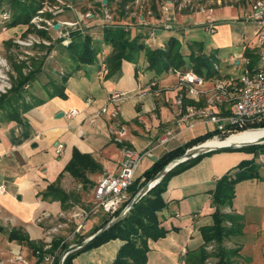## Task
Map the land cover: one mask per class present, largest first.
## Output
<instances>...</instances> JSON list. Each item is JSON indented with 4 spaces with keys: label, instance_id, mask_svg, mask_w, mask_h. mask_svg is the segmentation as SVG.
<instances>
[{
    "label": "crops",
    "instance_id": "0c3cea01",
    "mask_svg": "<svg viewBox=\"0 0 264 264\" xmlns=\"http://www.w3.org/2000/svg\"><path fill=\"white\" fill-rule=\"evenodd\" d=\"M150 1H152L151 7L153 8L158 7L160 2ZM169 1L177 8L185 0ZM218 1L219 3L201 0L206 6L213 5L211 17L216 27L215 32L210 35L212 47L209 53L213 54L220 63L226 61L224 65H227L230 63L228 60L233 56L230 54L227 59H222L221 53L231 49L234 43L233 22L247 23L248 28L252 30L254 40H256V28L251 21L246 19L251 7L249 0ZM176 12L181 13L179 10ZM126 13H128L127 10L125 15ZM205 17L207 15L200 12L182 13L181 16L179 15V20L181 24H187L190 27L192 30L190 35L185 37L181 32L169 33L160 30L157 32L156 40L150 42V48H161L160 45L165 44L169 37L173 35L178 38L181 34L179 38L182 41L197 42L199 49H202L203 41L196 39L194 33L199 31L196 28L200 30L203 28L194 26L193 23L202 24ZM26 29L27 26L18 25L4 32L0 31V56H5L10 53V50L19 48L14 44V40L21 35L24 36ZM256 47H252L251 42L244 44L242 52L237 57H244L246 51L256 57ZM107 48L109 54L110 48ZM45 60H41L42 65L38 66L40 73L37 80L26 85L28 89L26 90V101L28 103L36 101L38 105L21 112L20 122L0 123V185L6 188L5 193L0 194V264H33L35 261L26 244L10 240L8 231H18L32 243L42 242L45 248L54 238L63 239L61 236L49 235V230L59 222L66 223V218L60 217L59 214L64 213L65 217H68L67 213L72 206L63 210L59 201L47 197L46 189L49 185H56L66 194H72L74 197V192L78 188L83 192L93 193L97 181L103 174L119 172L121 145L116 144L111 135V131L117 128V123L127 130L123 144L131 149L147 153L143 159L147 157L149 163L139 176L165 154L184 147L191 140L209 133L207 126L198 124L191 130L182 132L167 144H159L164 130L171 129L175 133L179 130L173 124L172 107L181 90L177 88L175 78L169 73L158 79L151 76L144 85L137 81V83L126 81L124 86L119 87L121 80L127 79V76L118 74L123 68L131 76L130 67H135L133 75L138 80L137 63L129 65L124 62L115 73L108 76L106 68L101 69L102 65H105V61L101 60L96 67L84 65L68 76L64 85L65 97L61 98L51 95L55 92V88H52L50 84L51 80L55 81V84L60 80V77L57 78L55 75L59 68L51 69V73H55L52 76L55 77L39 78L49 69L47 66L50 63ZM255 60L257 61V57ZM143 66L146 67L144 59ZM230 75L225 74L222 77L219 75L215 78L222 79ZM151 81L156 82L161 92L160 95L155 97L151 93H146L142 99H138L136 94L143 92ZM126 85L128 87H125ZM116 92L128 94L127 98L120 103V108L122 104L124 106L118 121L112 120L107 113L90 123L93 114L106 106L110 95ZM88 97L93 100L90 106L85 105ZM72 109L77 111V115L67 121L65 115ZM56 144L64 147L60 155L55 152ZM75 150L80 154L89 155L99 166L98 171L86 173V178L91 183L89 185L83 186L64 171ZM206 154L209 156L211 153ZM204 157L192 167L167 181L166 191L163 194L166 205L158 213L160 226L167 231V234L156 241H148L149 251L146 264H187L190 254L202 246L200 229L211 226L213 223L212 214L215 207L212 204V193L216 182L222 177L216 174L219 168L214 166L213 162V166L210 164L211 167L202 166ZM243 161H249V159ZM253 161L257 177L242 181L235 186L232 205L226 207L229 213L224 212L242 218L244 225L242 235L226 243L230 244L227 248H240V257L245 264L255 262L254 252L260 256L264 264V228H262L264 226V200H257L255 203L247 202L246 207H241L237 203L240 189L255 186L261 189L257 192L258 197L264 189V153L258 154L257 160ZM238 165H234L233 169L229 167L230 169L224 171V174L235 172ZM106 216L100 213L87 221L83 232L84 240ZM59 233L64 234V231L61 230ZM248 241L252 242L254 252L247 246ZM122 245L123 242L120 240L110 241L99 248L78 254L71 264H112ZM183 249L186 252L184 255L181 254Z\"/></svg>",
    "mask_w": 264,
    "mask_h": 264
},
{
    "label": "trees",
    "instance_id": "16d2710c",
    "mask_svg": "<svg viewBox=\"0 0 264 264\" xmlns=\"http://www.w3.org/2000/svg\"><path fill=\"white\" fill-rule=\"evenodd\" d=\"M40 2V0H0V7L5 4L12 12V19L7 27L12 28L18 25H24L27 26L24 35L33 33L34 29L31 28L29 22L40 9ZM46 16L49 17L50 15ZM36 33L43 38L49 39L45 32L36 31ZM57 43L59 46L60 40ZM101 43L110 48V53L105 60V68L108 76L115 73L122 63H137L139 58L143 57L146 62V70L151 72L154 79L164 76L172 69L193 70L205 79L219 77L218 72L213 66L214 62H218V60L213 54L205 55L202 49H200V54L195 55L189 47H182L181 41L176 36L172 35L169 37L163 48L151 49L143 43L142 37L138 36V34L131 37L129 33L121 30L102 28L100 34L95 38H92L90 33H74L70 37V42L66 46L60 47L59 59L62 63L67 62L68 64L64 67L66 72L60 76V80L56 84L55 81H50L51 87L55 88V92L51 94L52 96L65 97L64 85L68 76L79 70L82 66L92 65L96 62L98 53L101 50ZM195 44L197 43L195 42ZM54 48H47L46 55L48 56V53ZM244 57L250 59L251 67L255 65L256 57L251 52L246 51ZM39 65L41 66L42 62L39 64L32 62L31 70L26 75L22 73V69L25 67L23 63L13 65V71L17 78L13 81L11 90L0 96V123L10 121L20 122L21 112L23 113L38 105L36 101L26 102L25 98L27 94L23 87L37 80L38 74L40 73ZM214 135V133H207L191 140L184 147L178 148L161 157L151 168L146 170L141 176L135 178L129 187V200L125 205L129 203L141 187L153 179L164 167L181 157L187 149L202 144ZM253 148L255 147H242L240 149L251 150ZM206 155H199L173 168L135 204L120 223L100 237L89 242L83 248L68 254L63 264H71L72 260L78 254L99 248L114 240L122 241L123 245L118 250L112 264H146L147 253L149 251L148 241H156L164 238L167 234V231L160 226L158 219V213L166 205L163 194L166 191L167 181L171 177L192 167ZM255 168L256 166L253 160L242 161L239 163L235 172L225 174L216 182L215 189L212 193V204L215 207L212 214L213 223L211 226L200 229L203 244L189 256L187 264H205V261L210 257L216 258L217 261L215 264H243L239 255V247L227 248L224 246V242L232 241V239H236L242 235L244 226L242 218L235 214L224 213L221 211V208L231 207L235 197V186L238 183L257 177ZM98 170L99 166L89 155L80 154L76 150L73 151L70 161L64 168L65 172L69 173L83 186L91 184L86 178V173L96 172ZM46 196L59 201L63 210H67L75 204L73 195L66 194L56 185H49L47 187ZM119 213H116L115 216ZM111 219L112 217L107 215L88 237L96 233ZM8 236L10 240L17 241L19 244H26L35 259L33 264H42L47 258H50V264H59L63 253L68 249V245H65L61 238H54L49 248H45V244L42 242L32 243L18 231H8ZM83 240L84 238L78 240L76 243H81ZM209 245L214 248L211 253L206 252V247Z\"/></svg>",
    "mask_w": 264,
    "mask_h": 264
},
{
    "label": "built area",
    "instance_id": "2783aa9c",
    "mask_svg": "<svg viewBox=\"0 0 264 264\" xmlns=\"http://www.w3.org/2000/svg\"><path fill=\"white\" fill-rule=\"evenodd\" d=\"M164 5L162 6L163 13L162 26L158 31L174 33L176 32L173 22L175 21V6L169 0H158ZM214 1V0H205ZM219 3L218 0H215ZM251 7L246 19L251 21L255 28L256 38V57L259 65L250 66V59L241 56L230 57L228 60L233 64V69L241 68L243 63V72L239 77H225L216 79L215 77L205 79L203 76L195 73L193 70L172 69L169 75H172L176 80L177 88L181 90L174 100L172 107L173 124L179 129L174 132L171 129L164 130L159 139L160 145H165L169 141L175 139L186 130H191L198 124L207 126L209 133L215 135L210 139H228L232 136L239 135L250 131L264 130V0H249ZM58 4L53 6L51 11L53 15L63 12V7L71 8V4L65 0H56ZM138 4V1H136ZM196 3V7L200 8V13L206 14L207 17L203 22V30L206 33L213 34L215 32V21L212 19V8H205L201 0H185L177 6V10L187 5ZM194 8V7H193ZM161 10V11H162ZM43 10L38 11L37 15L31 19L30 24L38 31H44L52 39L50 32H54L60 40V44L66 46L70 42V30L76 27V22L69 21H53L45 20L41 17ZM147 15H151L148 11ZM12 16L10 11L2 9L0 11V28L1 31L8 29L7 24L11 22ZM112 17L107 12L104 14L102 27L120 28L112 23ZM59 24V29H54L55 24ZM111 23V24H108ZM149 21L144 17H140V26L146 31V35L151 40L156 38L157 26L149 28ZM62 29L64 32H62ZM128 30L129 28L126 27ZM186 34V31L183 32ZM38 36V37H37ZM40 37V38H39ZM14 44L19 48H32L39 45L51 46V42L39 35L28 34L16 38ZM224 63H227L224 61ZM102 70L105 65H102ZM214 69L219 72V67ZM9 65L6 59L0 56V96L11 90V84L8 78ZM27 88V86H25ZM143 92L136 94L138 99H142L146 93H151L158 97L160 90L157 88L155 81H151ZM125 92L112 93L108 99V104L102 107L98 112L94 113L90 119V123L105 114H109L115 122L121 117L120 103L127 98ZM92 98L88 97L85 100V105L90 106ZM77 115L75 109L69 110L65 119L70 121ZM127 134V130L123 125L117 123V128L111 131L112 139L116 144L121 145L120 148V163L119 172L117 174H103L97 181L93 189V197L89 207L72 205L68 212V217L75 224L72 234H77L86 229L87 221L92 215L104 213L108 216H113L125 208L126 202L129 200V187L136 178V171L144 156L147 153L129 148L123 144V140ZM208 141V140H207ZM204 144V143H203ZM201 145V144H199ZM63 145L56 144L55 152L60 155L63 152ZM262 161V160H261ZM6 188L0 185V194H4ZM64 218V213L59 214ZM114 218V217H112ZM67 227L66 223H58L49 230V235L57 234L59 231ZM46 248H49L46 247ZM181 253L186 252L183 249ZM46 260H50L47 258Z\"/></svg>",
    "mask_w": 264,
    "mask_h": 264
},
{
    "label": "rangeland",
    "instance_id": "374dc122",
    "mask_svg": "<svg viewBox=\"0 0 264 264\" xmlns=\"http://www.w3.org/2000/svg\"><path fill=\"white\" fill-rule=\"evenodd\" d=\"M40 4L41 7L38 11L43 10V14L41 15V17L45 20H53V21H69V22H76L77 25L75 28L68 29L70 30V35L69 37H71L74 33H79V34H85V33H90L92 35V38H95L97 35L100 34V32L102 31V23H104L103 18H104V14L105 12L108 13V15H110L112 17V23L115 26H121L120 28H115V27H109V29H116V30H121L123 32H127L129 33V35L131 37H134L135 34L140 37H142L143 39V43H145L148 47L149 44H151L150 42L153 41L151 40L148 35H146V31L142 29L143 26H140V16L143 15L142 17L145 18V20H147V22L149 21V28L153 27V26H157V32L158 29L161 28L162 26V18L164 17V11L162 10V6L164 5L163 3L159 2L158 7H151V2L150 0H106V3H103V0H65L67 3L71 4V8H64L63 7V12L61 14H57V15H53V13L51 12L53 10V6L58 4L56 2V0H40ZM136 1H138V4L136 3ZM214 2H216L214 0ZM150 5V6H149ZM146 6V7H145ZM175 6V5H174ZM194 7V8H193ZM213 5H207L205 6V8H212ZM177 10L176 7H174ZM2 9L8 10L10 11L9 7L5 4H3L0 7V11ZM160 9V11H159ZM200 8L196 7V3L191 4L190 6L187 5L186 7L182 8V10H180L179 12H181L180 14L178 12L175 11V21L173 22V26L176 29V32H181L183 35L189 36L191 33V29L187 24H181L180 20H179V15L181 16L182 13L189 11L191 13H197L199 12ZM126 10L128 11V13L125 12ZM162 10V11H161ZM37 11V13H38ZM150 11L151 15H147V12ZM67 12V13H64ZM36 13V15H37ZM249 13V12H248ZM12 15V12L10 11V16ZM35 15V16H36ZM46 15H50L49 17H47ZM248 15V14H247ZM246 15V16H247ZM34 16V17H35ZM158 16V17H155ZM184 16V15H183ZM33 17V18H34ZM62 17V18H60ZM32 18V19H33ZM206 18V17H205ZM31 21V20H30ZM86 22V24H85ZM89 22V23H88ZM30 24V22H29ZM58 24V23H56ZM106 24V23H104ZM111 24V23H108ZM8 25V24H7ZM112 25V24H111ZM194 26L197 27H201L204 28L203 23L199 24V23H193ZM233 31H234V43L231 47V49L229 50H225L223 53H221V58L223 59H227V57L232 54V56L237 57V55L239 53L242 52V47L244 46V44H247L249 42H251V46L252 47H256V40H254V38L252 37V30H250L248 28L247 23L244 22H233ZM240 25V26H238ZM31 28L34 29L33 33H27L24 36L28 35V34H34L35 36L38 35L36 33V30L34 28L33 25H31ZM129 28L128 30L126 29ZM107 29V28H104ZM196 29H199V31H196ZM195 29V33H194V37L196 39H201L202 42V52L205 55L210 54L209 51L211 50L212 44H211V40H210V35L209 33H206L203 29L200 30V28H196ZM1 31V28H0ZM186 31V34H184L183 32ZM4 32V31H2ZM40 32H44V31H40ZM62 32L63 29H62ZM157 32H156V37H157ZM50 34L52 35L53 39L48 35L50 42L52 43L51 46H44V45H39L36 47H32V48H18V49H12L10 50V53L7 55H1L2 57H4L9 65V72H8V78L11 84V87L13 86V81L16 80L17 76L13 71V65L14 64H22L25 65V67L22 69V73L23 74H27L28 71L31 69L32 67V62L35 64H39L41 62V60H45L48 61L50 64L47 66L49 67V69L46 71L50 74H45L43 73L42 76H40V79H46L49 77H55L52 76V74H55L54 72L51 73V69L52 68H59L56 72V77L59 78L60 76H62V74H64L65 71V65H67V62H61L59 59V55H60V47H62L63 45L59 44L58 46V40L56 38L57 35L54 34V32H50ZM40 36V35H39ZM181 36V34L178 36V38ZM22 37V35H21ZM38 37V36H37ZM100 38V36H98ZM19 38V37H17ZM40 38V37H39ZM47 39V38H45ZM48 39V40H49ZM156 40V38L154 39ZM179 41H181L182 47H189V49H191L195 55L200 54V49L198 44H195V42H189V41H182L179 38ZM197 43V42H196ZM165 44L160 45L162 46L161 48L164 47ZM41 47V48H40ZM55 47L54 49H56V51H54V49L48 53L49 55L47 56V48H52ZM184 47V48H185ZM46 49V50H45ZM100 52L98 53V59L96 62H94L92 64L93 67H96L99 63V61L101 60H106L108 57V48L107 46H105L104 44L101 43L100 45ZM152 49V48H151ZM45 51V54H44ZM142 58V59H141ZM140 58V61L137 62V74H138V80L135 79V67H130V71L132 72V75H128L125 72V69H121L120 72L118 74H123V76H127V79L121 80V86H124L126 81L129 82H140V83H144L151 78L152 74L150 71L146 70V67L143 66V57ZM129 65H131L132 63L126 62ZM135 64V63H134ZM259 65L258 60L255 62L254 66ZM214 67L218 66L219 67V71L218 74L222 77L225 74H231L230 76L233 77H239L242 72H243V63L241 61V68H239L238 70H234L233 69V64L229 63L227 65H224V63H220L218 62H214ZM130 72V74H131ZM49 76V77H48ZM117 76V75H116ZM137 81V82H136ZM125 87H128V85H126ZM25 93L27 94L26 90L28 91L27 88H25V86L23 87ZM4 95V94H2ZM26 100V98H25ZM27 102V101H26ZM129 102V101H128ZM122 107L124 106L123 104L121 105ZM122 107L120 108V111L122 110ZM123 111V110H122ZM122 114V112H121ZM210 140V139H208ZM207 141V140H206ZM205 141V142H206ZM203 142V143H205ZM202 143V144H203ZM252 150V151H251ZM251 150H239V149H231V150H215V151H211L208 155H206L205 160L202 163V166L207 167L210 166V164L212 165V162L214 163V166L218 167L219 169H217L216 174L218 175H225L224 171H226L227 169L229 170L230 168H232L234 165L237 166L240 162H242L243 160H257V156L260 153H264V145H259L256 146L255 148L251 149ZM209 153V152H208ZM211 160V161H210ZM149 163V159H143L140 163V165L137 168L136 171V176H139L142 171L144 170L145 166ZM213 166V165H212ZM234 166V167H235ZM211 167V166H210ZM230 167V168H229ZM233 169V168H232ZM221 173V174H220ZM78 190V191H77ZM74 192V203L79 205V206H83V207H89L90 202L92 200L93 197V193L90 192H83L81 189H77ZM261 189H257L255 186L252 187H244L243 189H240L238 191V199H237V203L241 205V207H246L247 202L248 203H255L257 202V200H264V189H262L261 192V196L258 197L257 192H260ZM76 195V198H75ZM248 200V201H247ZM222 212H228L226 210V207L221 208ZM120 212V211H119ZM118 212V213H119ZM68 215V213H67ZM96 215H92L89 217L92 218ZM115 216V215H113ZM111 216V217H113ZM66 218V223H67V227H65L64 229H62V231H64V234H54L53 236H61L64 239V243L65 245H68V247L74 245L73 243H76L78 240L83 239V237L85 236V234H83L84 231L77 233V234H72L74 231V222L72 220L69 219V217H64ZM262 228H264V226H262ZM80 234H83L82 236ZM70 235V237H69ZM250 238V237H249ZM246 243V242H245ZM247 246L250 247L253 252H254V247H252V242H247ZM229 243L224 242V246H230ZM214 248L213 246L209 245L206 247V252H213ZM182 254V253H181ZM197 254V253H196ZM191 255V254H190ZM239 255L241 256V253L239 252ZM254 260L255 262H253V264H263V262L260 260V256L256 255V253L254 252L253 254ZM216 258L214 257H210L205 261V264H215L216 262ZM42 264H50V260H45ZM244 264V262H243Z\"/></svg>",
    "mask_w": 264,
    "mask_h": 264
},
{
    "label": "water",
    "instance_id": "95a60500",
    "mask_svg": "<svg viewBox=\"0 0 264 264\" xmlns=\"http://www.w3.org/2000/svg\"><path fill=\"white\" fill-rule=\"evenodd\" d=\"M106 0H103V3H105ZM60 26L59 24H55L54 29H58ZM264 140L259 142H252L247 144H240V145H229V146H221L216 148H203L204 144L193 146L185 151V153L172 161L169 165L164 167L160 172H158L153 179L148 181L143 187L140 188V190L137 192V194L129 201V203L125 206V208L114 218H112L107 224H105L103 227H101L96 233H94L92 236L88 237L86 240L82 241L81 243L74 244L63 253L59 264H63L64 259L66 256L72 252H75L81 248H83L85 245H87L89 242L94 240L95 238L100 237L102 234L113 228L115 225L120 223L125 216L129 213V211L135 206L136 203H138L155 185H157L162 178H164L173 168L176 166L194 159L195 157L199 155L206 154L211 151L215 150H231V149H237L241 147H247V146H255V145H263Z\"/></svg>",
    "mask_w": 264,
    "mask_h": 264
},
{
    "label": "bare ground",
    "instance_id": "6f19581e",
    "mask_svg": "<svg viewBox=\"0 0 264 264\" xmlns=\"http://www.w3.org/2000/svg\"><path fill=\"white\" fill-rule=\"evenodd\" d=\"M264 140V130L250 131L239 135L232 136L226 140L212 139L204 143L203 148H216L229 145H240Z\"/></svg>",
    "mask_w": 264,
    "mask_h": 264
}]
</instances>
